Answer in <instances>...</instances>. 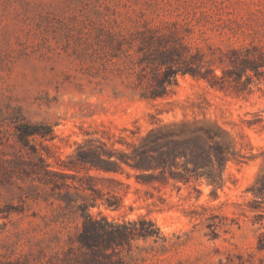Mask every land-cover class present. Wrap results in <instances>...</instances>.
I'll return each instance as SVG.
<instances>
[{
    "label": "rangeland",
    "instance_id": "obj_1",
    "mask_svg": "<svg viewBox=\"0 0 264 264\" xmlns=\"http://www.w3.org/2000/svg\"><path fill=\"white\" fill-rule=\"evenodd\" d=\"M148 28L200 55L218 87L180 74L164 98L140 99L139 42L119 52L114 40ZM255 63L264 65V0H0V264L90 261L73 243L78 214L21 169L37 159L16 142V116L51 128L50 139L30 142L51 170L98 178L80 152L116 160L151 130L217 124L230 150L219 185L178 183L167 172L165 185H140L145 173L122 164L119 209L94 196L90 212L117 222L145 216L159 228L164 242L117 250L111 258L123 264H264V198L254 194L264 172V67L245 69Z\"/></svg>",
    "mask_w": 264,
    "mask_h": 264
},
{
    "label": "trees",
    "instance_id": "obj_2",
    "mask_svg": "<svg viewBox=\"0 0 264 264\" xmlns=\"http://www.w3.org/2000/svg\"><path fill=\"white\" fill-rule=\"evenodd\" d=\"M117 36L114 43L119 52H126L123 50L124 45L130 49L133 42H139L136 53L140 56L137 65L141 67V73L137 80L140 84H147L139 93L140 99L154 101L164 98L168 94V88L176 84L180 74L202 79L211 87L219 85L216 75L208 76V72L212 71H200L203 67L200 55L189 53L174 36L157 37L150 28L145 32H136L127 39L120 33ZM234 52L240 55L239 51ZM230 63H234V60H230ZM249 67L245 69L256 72L264 65L255 63ZM15 119V138L20 150L35 155L37 159L36 163L27 164L28 171L21 169L32 182L58 191L66 205L71 206L78 214L80 228L73 243L79 251L89 256V264H123L121 258H111L118 255L117 250L126 246L130 248L131 243L138 240L165 241L154 221L145 216L117 222L114 219L109 220L100 211L96 214L90 212V208L96 206L97 198L108 209H119L121 198L117 196V189L123 183L115 175L122 170V164L145 173L135 177V182L140 185H165V172L170 179L178 183L187 184L191 180L205 179L210 184L219 185L230 156V150L223 138L224 130L215 123L195 124L188 128L164 126L149 131L139 145L133 146L131 154L123 153L116 160L111 159L113 154H106L105 160L95 151L80 152L77 155L78 161L87 166L88 171L104 176L98 178L86 173L79 177L71 172L72 168L65 165L59 171L51 170L49 164L30 144L31 139L35 137L50 139L52 130L49 126L32 124L22 116H16ZM18 160L21 165L26 163L22 159ZM177 160L179 163H175ZM156 171H159V176L154 174ZM98 182L102 184L101 187ZM103 183L109 186L103 187ZM255 187L254 194L264 198V172L255 182ZM61 190L65 192L61 194ZM71 190L74 191L73 195ZM104 191L106 198H100L104 196ZM81 194L84 195L82 202L73 205L81 198ZM208 227L214 226L210 224ZM260 245L259 249L264 250V244Z\"/></svg>",
    "mask_w": 264,
    "mask_h": 264
}]
</instances>
